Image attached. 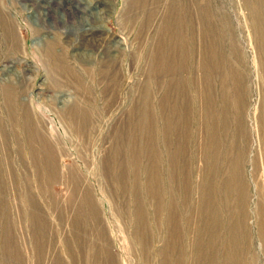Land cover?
Here are the masks:
<instances>
[{
  "label": "rangeland",
  "instance_id": "374dc122",
  "mask_svg": "<svg viewBox=\"0 0 264 264\" xmlns=\"http://www.w3.org/2000/svg\"><path fill=\"white\" fill-rule=\"evenodd\" d=\"M172 1L0 0L20 36L9 45L0 26V264H104L95 248L101 234L113 264H200L193 256L199 244L206 264L210 249L218 264L225 252L227 264H264V73L249 15L243 0H198L205 22L198 31L195 0H176L181 29L165 33ZM48 41L58 64L44 53ZM105 61L112 82L99 74ZM7 85L16 89L12 104ZM68 104L81 120L60 115ZM25 110L45 142L28 134ZM235 167L248 191L245 219ZM212 187L221 225L210 232L214 242L200 216ZM75 227L84 228L85 249ZM136 227L145 231L146 250Z\"/></svg>",
  "mask_w": 264,
  "mask_h": 264
},
{
  "label": "bare ground",
  "instance_id": "6f19581e",
  "mask_svg": "<svg viewBox=\"0 0 264 264\" xmlns=\"http://www.w3.org/2000/svg\"><path fill=\"white\" fill-rule=\"evenodd\" d=\"M176 3V0L172 1V3ZM175 3L173 5L170 6L169 10H167V20H166V24L163 28V32L166 33V31H174L172 29H169V28H176V29H181V21L178 20V18L175 16L176 14V11L175 9L177 10V6H175ZM135 5V3H133ZM199 1L198 0H195L194 1V8L193 10L195 11V20L192 21L193 22V29H197L199 31V28L204 25V23L202 22L201 18L200 17V10H199ZM243 4H244V7L247 11V14L249 15V18H250V24H251V28H252V31L254 33V36H255V41H256V48H257V52L259 53V66L262 70V72L264 73V0H243ZM133 5V6H134ZM197 5V6H196ZM202 5V4H201ZM170 11V12H168ZM203 12V11H202ZM127 13V12H126ZM205 14V13H204ZM206 15V14H205ZM202 16V15H201ZM204 16V15H203ZM102 17V16H101ZM206 17V16H205ZM204 18V17H203ZM10 19V16L9 14L6 12V10H3V8H0V26L2 28V33L4 34V37H5V42L9 45H14L15 43H17L18 41L20 42V36L19 34L17 33L16 31V34L14 35V31L12 30L10 24H9V20ZM180 19V18H179ZM207 19V18H205ZM64 20V19H63ZM99 20V19H98ZM191 20V19H190ZM199 20V21H197ZM12 23V22H11ZM38 27V26H37ZM90 27V25H89ZM37 30V29H36ZM92 30V28H91ZM90 30V31H91ZM104 30V29H103ZM1 31V30H0ZM100 31V30H99ZM98 31V32H99ZM200 34V32H199ZM212 34V33H211ZM92 35V34H91ZM2 36V34H1ZM157 37V36H156ZM215 37V35H214ZM213 37V40L215 41ZM103 41V40H102ZM195 41L197 42V39L195 38ZM167 42V41H166ZM48 43V44H47ZM45 45L46 47L44 48V53L50 57V59L53 61V62H57L56 64H58V61H55V59L53 58V54H56L54 53V43L52 42H47ZM8 45V47H9ZM18 45V44H17ZM162 45V44H161ZM4 46V45H3ZM7 47V46H6ZM17 47V46H16ZM4 48V47H3ZM18 48V47H17ZM43 48V47H42ZM8 49V48H7ZM6 49V50H7ZM20 49V48H19ZM100 49V48H98ZM9 50V49H8ZM13 50V49H12ZM43 50V49H42ZM20 51V50H19ZM17 52V51H16ZM108 52V50H107ZM107 52L105 54V57L104 59H106L107 57ZM116 53V52H115ZM62 54V53H61ZM117 55V54H116ZM104 56V55H103ZM150 56V55H149ZM48 57V58H49ZM63 57V56H62ZM47 58V57H45ZM58 58V57H57ZM65 58V57H64ZM63 58V60H64ZM109 58V57H108ZM116 58V57H115ZM61 59V58H60ZM121 59V58H120ZM47 60V59H46ZM118 60V59H116ZM51 61V62H52ZM107 62H109L107 59H106ZM102 62L101 64V68L99 70V74L101 76V78H105V77H109L110 81L113 77V69L111 68V65H109L107 62ZM61 62V61H59ZM91 62V61H90ZM111 62V61H110ZM95 63V62H93ZM61 64H64L63 62ZM113 64V63H112ZM65 65V64H64ZM55 63H54V67H55ZM52 67V66H51ZM59 67V66H58ZM62 67V66H61ZM50 68V67H49ZM63 68V67H62ZM115 68V67H114ZM202 70H203V79L207 80V65L206 63L204 62L201 66ZM57 70V68H55ZM60 70H63L61 68H59ZM52 70L51 72H53V69H50ZM65 70V69H64ZM116 71V70H115ZM120 72V71H119ZM54 73V72H53ZM56 74V73H55ZM117 75V74H116ZM55 76V75H54ZM115 80V79H114ZM23 82V81H22ZM112 82V81H111ZM242 84V83H240ZM110 85V84H109ZM108 86V85H107ZM111 88V87H109ZM5 90H3V95H4V98H5V101L8 103L10 102L11 103V99H13L15 96V88H13V86H9L7 85L6 87H4ZM145 89V93L140 97V100L138 101V104L136 106V115H137V119H138V123H137V126H140L142 127V123H143V120H146V115L144 114V111H143V108L146 110V107L144 106L145 104H147V101H148V93H147V87L144 88ZM106 91L108 92L107 88H106ZM243 91H242V88L240 86V93L238 94V100L239 102L240 101H243V104H242V113L244 112V107H245V101L242 100V97H243ZM206 97L208 99V102H209V105H211V102H213V99H212V94H208L206 93ZM138 100V99H137ZM12 104V103H11ZM30 111V110H29ZM29 111L28 110H25V122H26V125L28 127V134L30 135V137L34 139L37 138V140L39 142H45L40 136H39V133L34 129L33 127V123H32V120L29 116ZM60 115L62 117H67L69 118L72 122H76V120H81V116H82V113H81V110L74 106V105H71L68 104L66 105L65 107L62 106V108H60ZM134 115V114H133ZM87 116V115H86ZM260 119V124H262V127H263V138H264V105L261 109V116L259 117ZM34 121V120H33ZM36 121V120H35ZM83 123V122H82ZM73 124V123H72ZM216 128H217V125L214 124L211 126V131H210V139H213L216 140L217 138V132L216 131ZM218 130V129H217ZM212 134V135H211ZM143 149V148H142ZM153 154V157L155 158L156 157V153H153L151 151V156ZM139 157V156H138ZM263 159H264V151H263ZM261 160L263 161L264 163V160ZM137 161V160H136ZM217 165V164H216ZM42 168V167H41ZM217 170V168H216ZM231 176H234L236 177L237 179V187H238V190H237V194L239 193V199H240V210H241V213H242V217L243 219H245V217H247L246 213H245V210H244V204L243 202H245V200L247 201V196H246V191H247V186L245 185L244 182H242L241 184H238V178H239V181L242 180V176L241 174H239V169H237V167H235V171L231 173ZM221 179V178H220ZM230 179V175H226V178H225V182L222 184V191L225 195V198H226V205L227 207H229V204L231 203V196L234 194H232V189H231V181H229ZM234 179V178H233ZM236 182V181H235ZM231 183V184H230ZM152 183L151 181L148 182L147 184V187H148V192L149 194L151 195L152 194ZM216 186V185H215ZM236 189V188H235ZM248 192V191H247ZM215 193V189L214 187L211 188V191L204 197V200H205V203H207L203 208H201V211H202V214L200 216L206 218V222H205V228L208 229L209 227V231H208V234L209 236L211 237V241L214 242V239L213 237L210 235V232L217 229L219 230L221 225H220V222H219V219H218V213H217V209L214 207L213 205V201H214V194ZM235 198V197H234ZM233 198V199H234ZM213 199V201H212ZM237 199V196L236 198ZM238 200V199H237ZM220 201V200H219ZM235 203V202H234ZM237 203V202H236ZM91 205V204H90ZM237 205V204H236ZM235 205V206H236ZM238 206V205H237ZM87 209L90 210V208L88 207V204L86 206ZM204 209V210H203ZM232 209V208H231ZM234 210V208L232 209ZM82 211V210H81ZM237 211V210H236ZM85 213V211H84ZM138 214L140 217H142V212L141 211H138ZM86 215V214H85ZM134 219V218H133ZM158 219V218H157ZM242 219V220H243ZM90 220V219H89ZM238 219H236L237 221ZM93 221V220H92ZM158 221V220H157ZM245 220H243L244 222ZM240 222V221H239ZM233 222H231V226L233 227L232 230H233V233L235 232V230L237 231V224H232ZM259 223V233L260 235H264V229H263V222H258ZM92 224V223H91ZM135 225H137L136 223H134ZM88 226V225H86ZM92 226V225H91ZM90 226V227H91ZM241 226V225H240ZM246 227V226H245ZM96 228V226H94V229ZM79 232V233H78ZM88 232V231H87ZM105 232V231H104ZM135 232V236H136V240H139V238H141L142 240V244L145 243V250H146V244L148 246V239L147 238H143V236L145 235V231L143 228L141 227H136V230L134 231ZM93 233V232H91ZM95 233V232H94ZM106 233V232H105ZM233 233H231V243L233 242L234 237L233 236ZM96 235V233H95ZM92 236V235H91ZM134 236V235H133ZM99 237V236H98ZM74 238V237H73ZM95 239V238H94ZM75 240L77 241V244L80 246L81 249H85L86 248V244H87V237L85 236V231H84V228H78V227H75ZM91 240V238H90ZM93 240V239H92ZM133 240V239H132ZM140 242V241H139ZM89 243V242H88ZM138 243V242H137ZM141 244V245H142ZM110 244L107 242L106 238L104 235H100L99 237V241H98V245L95 247L97 248V252L99 250L100 252V255L101 257H104L105 259L103 260L104 261V264H113V255L110 253L108 256H107V252H111V247L109 246ZM143 245V247H144ZM200 245V244H199ZM197 245L196 247L194 246L193 247V256L194 255H197V258H198V263L200 264H206V261L205 259H203L202 257V253L200 251V246ZM66 246V245H65ZM64 246V247H65ZM73 247V245H72ZM88 247H91V245H89ZM94 247V246H93ZM110 247V248H109ZM140 247V246H139ZM78 249V247H77ZM94 249V248H92ZM169 249H171L173 251V255H174V248L173 246L171 245V242L169 240ZM75 250V249H74ZM168 250V246L165 245L161 251V254H165V257L167 256V251ZM94 251V250H93ZM214 251H216L215 249H210L209 251V254H210V257H208V263L207 264H218L217 263V258H216V255H213ZM77 252V250H76ZM137 252V251H136ZM150 254V253H148ZM73 256H74V253H73ZM225 256V259L223 260V262H225V264H227L226 262V252L224 254ZM227 256H229L232 261L233 260H237V257L235 255V253H233L232 251L229 253H227ZM195 257V256H194ZM77 258V257H76ZM96 259H92V258H88L86 261L83 260V262L86 264V263H92L94 264L96 262ZM162 259V257H161ZM165 260V259H164ZM172 260V259H171ZM77 261V260H76ZM78 263V262H77ZM233 263L235 264V262L233 261ZM80 264V263H79ZM164 264V263H163Z\"/></svg>",
  "mask_w": 264,
  "mask_h": 264
}]
</instances>
